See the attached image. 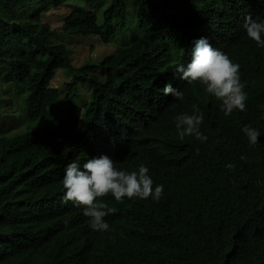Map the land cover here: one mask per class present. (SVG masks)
I'll return each instance as SVG.
<instances>
[{
    "label": "trees",
    "instance_id": "1",
    "mask_svg": "<svg viewBox=\"0 0 264 264\" xmlns=\"http://www.w3.org/2000/svg\"><path fill=\"white\" fill-rule=\"evenodd\" d=\"M69 1L0 0V264H264V47L243 33L215 40L236 0H111L102 23V0H81L90 10L55 32L45 14ZM253 16L264 17V0ZM59 35L121 39L78 66ZM201 37L240 65L245 111L209 109L202 84L175 72ZM60 70L66 91L52 87ZM169 83L183 101L163 94ZM193 105L205 142L175 126ZM245 126L259 131L255 145ZM101 156L127 172L143 164L164 192L98 198L115 212L109 230L94 231L84 207L64 200L62 180L69 163L83 170Z\"/></svg>",
    "mask_w": 264,
    "mask_h": 264
},
{
    "label": "clouds",
    "instance_id": "2",
    "mask_svg": "<svg viewBox=\"0 0 264 264\" xmlns=\"http://www.w3.org/2000/svg\"><path fill=\"white\" fill-rule=\"evenodd\" d=\"M258 1L236 0L235 4H232L229 16H226L227 26L224 35L216 37L215 40L220 39V43H224L231 41L234 35L243 33L252 44L256 42L259 47H264L262 39L264 17L253 16L261 0ZM223 52L226 50L221 45L215 43V46H212L206 38L201 37L194 41L191 62L186 66L183 64L177 66L175 72L189 85L195 82L202 84L205 93L212 99L209 109L218 113L219 108L220 112L228 116L234 110L245 111L247 96L240 80V65L233 63ZM163 94L171 95L180 101H183L185 95L180 88H173L170 83L165 84ZM151 116L152 113H149L136 118L134 125L143 128V123L149 121ZM202 122L203 114L196 105H193V114H180L175 117V126L181 131V135L194 136L197 140L205 142L207 137L200 131ZM242 131L251 145L258 142L260 136L258 130L245 126ZM225 148L228 149L229 146ZM246 159V156H241V160ZM227 167L231 169L234 165L229 164ZM134 168L138 171L118 170L107 156L87 160L83 164V170L79 162L73 161L66 166L62 180L65 189L64 200L84 207L83 214L89 218L91 229L107 231L109 224L105 222L104 217L115 212V209L109 208L104 202H98V198L111 194L117 202H121L125 197L128 199L151 197L158 201L164 192L163 185H157L153 191V180L148 175L149 169L146 166L141 164L138 167L135 165Z\"/></svg>",
    "mask_w": 264,
    "mask_h": 264
},
{
    "label": "rangeland",
    "instance_id": "3",
    "mask_svg": "<svg viewBox=\"0 0 264 264\" xmlns=\"http://www.w3.org/2000/svg\"><path fill=\"white\" fill-rule=\"evenodd\" d=\"M163 1V0H158ZM111 4V0H102L99 6V17L100 22H103V13L106 11L107 7ZM76 9H81L85 11H89V5L84 3L81 0H71L61 6L58 9H52L50 12L45 14L44 21L50 24L51 28L55 32H61L64 28V20L66 17ZM132 20V19H130ZM120 38L115 40L112 43H105L99 36H89V37H81V36H65L59 35L55 37L57 42H61L65 44L68 49L72 52V57L74 59V63L78 66L83 65L86 61H98L103 59L105 56L113 54L117 47ZM54 40V39H53ZM71 80V78L67 75L64 70L58 71L55 79L52 82V87L67 90V83ZM80 92L82 95V99L89 100V91L85 85L80 86Z\"/></svg>",
    "mask_w": 264,
    "mask_h": 264
}]
</instances>
